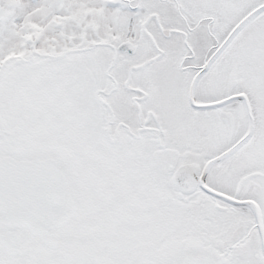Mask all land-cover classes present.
Masks as SVG:
<instances>
[{
	"label": "snow or ice",
	"instance_id": "1",
	"mask_svg": "<svg viewBox=\"0 0 264 264\" xmlns=\"http://www.w3.org/2000/svg\"><path fill=\"white\" fill-rule=\"evenodd\" d=\"M0 264H264V0H0Z\"/></svg>",
	"mask_w": 264,
	"mask_h": 264
}]
</instances>
